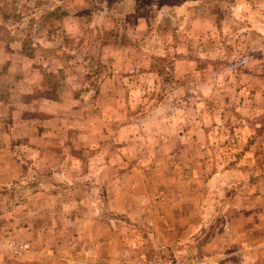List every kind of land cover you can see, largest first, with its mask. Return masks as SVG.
I'll list each match as a JSON object with an SVG mask.
<instances>
[{
    "label": "rangeland",
    "instance_id": "374dc122",
    "mask_svg": "<svg viewBox=\"0 0 264 264\" xmlns=\"http://www.w3.org/2000/svg\"><path fill=\"white\" fill-rule=\"evenodd\" d=\"M7 57L20 86L47 85L59 100L60 139L13 143L22 176L0 187V260L89 264L94 229L113 231L108 247L128 249L130 264L175 259L185 235L167 234V213L180 197L196 233L205 218L220 225L217 209L242 207V228L251 220L252 241L264 240V0H0V64ZM115 180L143 182L124 192L148 203L111 207ZM79 190L90 205L73 203ZM249 261L264 264V250Z\"/></svg>",
    "mask_w": 264,
    "mask_h": 264
},
{
    "label": "crops",
    "instance_id": "0c3cea01",
    "mask_svg": "<svg viewBox=\"0 0 264 264\" xmlns=\"http://www.w3.org/2000/svg\"><path fill=\"white\" fill-rule=\"evenodd\" d=\"M4 60L2 64H0V75L2 72L4 73V75L2 74V78L0 76V187L8 186L22 176L21 161L19 160V154H17L14 149L15 146H13V143L18 141V139H23L32 146L34 145V147L44 149L54 145L55 142H58L60 139L58 134L59 127L58 130L52 127L54 123L60 125L59 119H57V115H50L51 102H58L59 100H51L47 94H44L43 87L47 89V85L43 84L39 88V86H35L31 81L30 83H23L20 86L18 82L19 73H17L18 67L13 68L14 63L12 61L8 62L9 60H12V57L4 58ZM7 72L9 73L7 74ZM21 76H23L20 78L21 81H25V79L27 80V78L23 79L25 75ZM38 91H40V93H38ZM19 96L21 102H23L22 104H20ZM42 155L45 154L42 152ZM112 159L113 158H111V161ZM127 184H130L131 190L135 187L144 185L143 182L140 181H110L108 183L109 188L106 197L109 199L111 207H116L119 210L129 204L142 205L148 203V198L144 195L145 193L134 194L132 192L131 194H128L127 192H124V188L127 187ZM76 187L81 188L82 184H76ZM115 187L117 188L116 194L113 193ZM76 195H78V199L73 203L79 202V207L82 206V203L85 200L89 201V205L90 202H92L88 197L83 196L81 190H79V193L74 194L75 197ZM210 198L211 199L208 200H220L221 203V198L219 197ZM188 200V198L182 197L176 199V206H171L167 213L170 217L175 216L176 218V220L168 226L167 234L172 236L176 228L177 232L181 230L183 235H185V239H181L180 241L183 243L182 246L185 247L177 245L175 249H172L171 251H175V255L179 253V257L170 260L180 261L182 264H231L237 259L241 264H249V259L253 257L256 249L259 248L264 250V240L258 243L252 241L253 222L249 220V223H243L242 228V217H245L246 215L251 216L250 209H242V207L237 209H235L236 207L231 209L227 207L225 210L217 209L215 215H220V225L217 227L216 225L213 226V222H210V220L205 218L203 224L199 227L201 229L196 233V231H194L195 225L190 220L191 215H181V213L184 214L181 206L192 202ZM208 200L205 199L201 203V214L208 215L209 218L211 215V206L207 202ZM67 202L68 203L60 204L65 211L67 208L72 207V203L69 200ZM231 210L236 213L232 215L230 212ZM229 212L230 214L228 215ZM159 213H161V211ZM74 214L75 213H71L70 217L76 219L77 216ZM191 214L192 216H195V208ZM184 218L186 220L185 223L182 221ZM234 223L235 225L233 226ZM17 226L18 225H14L11 228V231H15ZM28 229L29 227L26 228L27 233ZM193 232H195V234ZM110 233L95 232V229L93 230L91 235L93 244L91 243V257L89 264H130V258L127 255L128 249L120 247L119 244V250H114V247H110V245L108 247V239L114 238L112 236L114 234L113 231ZM60 235L63 236V233H60ZM111 242L112 241H110L109 244H111ZM192 242L194 243L193 246H191ZM99 243H101L100 247H98ZM170 243L174 244V241H171ZM161 244L163 245V248L167 245L164 241ZM56 246H61L60 240L56 243ZM193 250H195V256L193 259L189 260V258H180V254L187 255L186 253H188V251ZM60 251L61 250H58V252ZM37 252L43 256L53 255L50 251L47 252L42 250L36 251V253ZM27 253L34 252L29 249L25 253V256ZM57 256L59 259L63 260L61 261V264H86L82 258H67L66 255L62 254ZM25 262H28L27 258L25 259ZM4 263L5 261L0 260V264Z\"/></svg>",
    "mask_w": 264,
    "mask_h": 264
},
{
    "label": "built area",
    "instance_id": "2783aa9c",
    "mask_svg": "<svg viewBox=\"0 0 264 264\" xmlns=\"http://www.w3.org/2000/svg\"><path fill=\"white\" fill-rule=\"evenodd\" d=\"M145 264H182V263L176 260L154 259L152 261L145 262Z\"/></svg>",
    "mask_w": 264,
    "mask_h": 264
}]
</instances>
